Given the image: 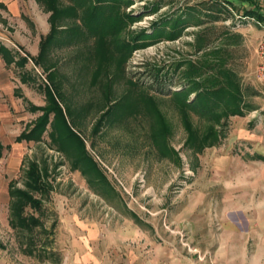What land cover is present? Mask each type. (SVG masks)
Segmentation results:
<instances>
[{
	"label": "rangeland",
	"instance_id": "1",
	"mask_svg": "<svg viewBox=\"0 0 264 264\" xmlns=\"http://www.w3.org/2000/svg\"><path fill=\"white\" fill-rule=\"evenodd\" d=\"M11 4L12 11L0 4V44L14 59L25 54L36 59L40 40L50 30V11L42 0ZM76 4L59 0V6L77 7L76 18L65 24L74 35L44 55L45 64L54 66L55 91L73 150L51 143L50 129L38 142H15L43 115L31 107L48 103L43 90L47 70L29 58L23 67H7L16 98L12 106L3 99L9 111L0 127V143L8 147L0 158V264H84L85 255L100 264L224 262L215 258L236 247L228 237L246 235L250 224L244 225L245 214L252 215V209L260 213L264 198V87L257 75L264 25L244 15L248 0ZM254 4L264 10V0ZM173 32L178 36L172 38ZM134 43L139 46L123 60L115 48L123 45L124 52L126 44ZM217 49L238 75L243 115L215 122L188 111L185 118L173 94L201 80L190 77L187 62L201 63ZM24 73L30 77L25 81ZM192 89L187 103L194 101ZM145 100L157 109H151L152 118L144 111ZM157 115L167 131L153 136ZM185 120L195 137L213 128L216 141L197 151ZM31 162L47 170L50 188L35 194L42 201L40 210L26 209L41 222L26 231L10 224L8 188L9 183L25 188ZM84 165L95 167L100 181L105 178L116 194L107 195L92 174H83ZM235 219L241 227H233ZM93 230L97 233L91 236ZM29 248L35 253L28 254Z\"/></svg>",
	"mask_w": 264,
	"mask_h": 264
},
{
	"label": "trees",
	"instance_id": "2",
	"mask_svg": "<svg viewBox=\"0 0 264 264\" xmlns=\"http://www.w3.org/2000/svg\"><path fill=\"white\" fill-rule=\"evenodd\" d=\"M84 3L85 0H78V6H81V2ZM98 0H95V2ZM100 1V0H99ZM243 1V0H241ZM249 1V8L244 11L245 16L253 17L257 22H260L264 25V16L260 12V7L254 4V0ZM45 4L47 11H50L48 20L50 22V30L49 32L41 38L39 43V52L36 59L31 56L25 54L24 56L17 57L14 59V56L10 49H8L5 45L0 44V57L3 59L5 66L9 67L11 63H14L16 66L23 67L27 62L28 58L31 59L36 66L37 64L43 65V69L47 70V85H43V90L45 96L47 98L48 103L44 107H35L32 106V111H41L43 113L42 116H39L33 127L30 130H24L16 139V143H20L22 141L28 142H38L42 139V136L47 129H50L48 132V137L51 139V143L54 141H58L61 143L67 150H73V145L71 146L69 140H67L68 135L66 134V121L63 117L62 109L59 106L58 96L55 91L54 83V69L53 65L45 64L44 55L46 52L48 53V49L51 48L52 45L58 44L59 42L68 41V39L72 38L73 32H71V28L65 25L67 23L68 18H72L76 15L77 7L75 5H67V6H59V0H42ZM96 4L93 6V10H96ZM89 13L85 14L83 17L85 18ZM102 33V30H101ZM179 32H173L172 38L178 36ZM104 34V32L102 33ZM100 46L102 48V59H104V36L100 38ZM128 50L124 51L120 47H116V51H118L119 56L122 58L126 54L129 53L133 48L139 46L138 43H134L133 45L126 44ZM210 56L204 58L201 63L198 62H187L189 66V70L193 71L191 76H199L201 77L200 81L191 80L192 87L195 88V98L192 103H187L186 98L188 94L192 92V87H186L182 89V91L176 92L173 94V99L175 103L178 104L179 110L181 113L188 116V111H193L201 117L206 118L208 121L213 120L215 122L226 116H242L243 115V106H246L243 103L242 91L239 85V78L237 73H235L231 68L226 66L225 59L221 57V49H217L216 51L210 52ZM220 56V57H219ZM124 60V58H122ZM44 61V62H43ZM182 64H178L180 66ZM50 66V67H49ZM187 70V71H189ZM206 72V73H204ZM29 74L25 76V73L21 75V79L24 81L29 79ZM132 85V83H131ZM135 88V85H132ZM189 88V89H188ZM16 96V90H15ZM139 97L145 98V94L140 93ZM144 111L149 112L150 118H152L151 109L157 110L154 106V103L150 100V103L145 100V104L143 105ZM151 107V108H150ZM134 108H137L135 106ZM249 108V107H246ZM157 121L152 124V133L153 136L155 134H165L167 131V127L164 123V119H162L161 115H157ZM65 129V130H64ZM185 129L187 132L190 131L189 124L185 120ZM71 134L77 140L76 142L82 143L78 136H76L72 131L69 130ZM195 132V131H194ZM193 131L189 132V142L197 140V151H201L206 146L212 145L216 141L215 130L213 128H209V130L205 133H202L201 136L195 137ZM8 148V147H7ZM4 147L0 144V158L1 152ZM260 160H263L261 157H257ZM83 174L90 173L93 175V179H97L99 183H101L102 188L104 189V193L109 196H112L115 193V190L112 188L110 183L104 178V181L99 173H96L97 170L95 167L91 166L90 168H82ZM92 170V172H90ZM26 175V183L24 189L15 188L14 185L9 183L8 193L11 199L10 202V210H11V220L10 224L14 228H18L20 230L32 231L33 229L39 227L41 222L38 218L25 214L26 209L31 208L34 210H40L42 206V201L40 198H37L35 194H41L48 191L50 185L47 183L46 179L48 178V173L46 169H42L35 162H31L28 166V169L25 173ZM135 217L134 215H132ZM28 254L32 255L35 253V250L32 248L27 249Z\"/></svg>",
	"mask_w": 264,
	"mask_h": 264
},
{
	"label": "crops",
	"instance_id": "3",
	"mask_svg": "<svg viewBox=\"0 0 264 264\" xmlns=\"http://www.w3.org/2000/svg\"><path fill=\"white\" fill-rule=\"evenodd\" d=\"M12 1L13 0H0V4H3L2 5L3 7L7 6L8 9L12 11L14 7V5L11 4ZM260 11H264V10L260 8ZM4 98L6 99V102L8 101L12 106L14 99L16 97H15V89L10 79L9 70L5 66L3 59L0 57V127L5 122L4 119L8 115L7 112L9 111L7 105L8 103L4 101L5 100ZM0 144L4 147V149H6L7 146H4L2 143ZM1 157H2V152H1ZM263 194H264V189H262V196H264ZM251 211H252L251 212L252 215L247 216L245 214L246 218L244 220V225L249 226L250 224V228L247 230L246 235L228 237L229 239L228 243L231 245H233L232 243H234L236 247L231 246L230 251L228 253L220 254L219 258L217 257L215 258V260H222L223 258L224 262L221 261L213 264H264V198L261 199L260 213L258 209L257 210L252 209ZM233 227L239 228L241 227V223H237V220L235 219L233 223ZM258 228H260V230ZM96 233L97 231L93 230L90 233V235L93 236ZM237 243L241 245V247L239 248L240 250H237ZM86 245L87 247H89L88 242L86 243ZM89 258L90 257L85 255V257L82 259L83 261L86 262L84 264H87L88 262H89L88 264H100L99 262L100 259L94 258L91 259L90 262ZM79 262L81 263V261ZM101 264H104V260Z\"/></svg>",
	"mask_w": 264,
	"mask_h": 264
},
{
	"label": "built area",
	"instance_id": "4",
	"mask_svg": "<svg viewBox=\"0 0 264 264\" xmlns=\"http://www.w3.org/2000/svg\"><path fill=\"white\" fill-rule=\"evenodd\" d=\"M257 51L259 56L257 75L259 77V80L261 81V84L264 87V35L261 37V39L258 42Z\"/></svg>",
	"mask_w": 264,
	"mask_h": 264
}]
</instances>
